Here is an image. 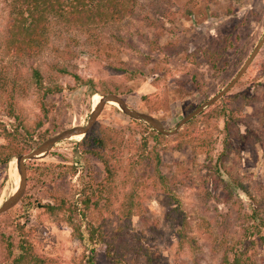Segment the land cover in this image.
<instances>
[{"label":"rangeland","instance_id":"1","mask_svg":"<svg viewBox=\"0 0 264 264\" xmlns=\"http://www.w3.org/2000/svg\"><path fill=\"white\" fill-rule=\"evenodd\" d=\"M131 7L97 24L52 17L40 50L17 56L7 47L11 0H0V69L16 89L12 98L0 89V146L9 131L23 150L0 163V206L19 188L16 157L86 126L96 94L120 95L172 131L262 44L232 88L173 135L107 102L91 129L117 133L122 168L111 192H96L90 204L79 191L106 184L104 163L81 142L91 129L27 159L24 194L0 215V231L20 222L47 264H85L90 249L78 232L91 223L106 236L95 264H264V0H136ZM12 104L18 115L9 113ZM224 109L233 112L228 124ZM132 191L137 210L119 222ZM49 203L70 204L75 223ZM4 256L0 244V262Z\"/></svg>","mask_w":264,"mask_h":264},{"label":"trees","instance_id":"2","mask_svg":"<svg viewBox=\"0 0 264 264\" xmlns=\"http://www.w3.org/2000/svg\"><path fill=\"white\" fill-rule=\"evenodd\" d=\"M91 1L93 4H91ZM135 2L136 0H11L14 14L11 16V33L7 43L8 50L17 56H30L38 52L40 50V45L43 43L41 37L49 31L50 25L52 24V17L56 20L83 21V23L92 22L97 24L100 20L101 22L109 20L105 17L111 13L112 16L115 17L131 11V5ZM33 73L35 79L40 81V71L35 68ZM8 79L9 76L6 70L3 68L0 69V89L4 95H10L12 98L16 89L13 85L11 89H9ZM227 110L228 109H224L221 111L226 121L232 118L233 113L229 112L227 114ZM9 113L11 115H18L13 104L12 107H10ZM228 123L229 121L227 124ZM4 136L8 139V144L6 143L0 146L1 164L8 163L15 153H23V150L19 148L15 133L6 131ZM120 141L121 139H118L117 133H114L110 128L103 125L94 126L84 136L81 142L86 146L85 153L96 156L105 165L106 184L103 185L102 183V188L98 190L94 187L81 189L79 192L80 195H82L81 199L83 201L90 204L91 198L96 192L98 195H103V190L111 192L110 187L111 185L113 187L115 183L117 168H122L120 158H117L115 155L119 149ZM110 146H113L115 149L111 156L106 152V149ZM111 162H113V164ZM245 190L248 192L247 188H245ZM135 196L136 191H132V193L125 196L127 200L122 204L123 206H121L117 214L119 222L131 219L135 214L137 210L136 205H134ZM46 205L49 211L53 213H55L57 209L62 208L70 212L68 213L67 219L70 223H75V215L70 204L66 205V207L65 205L58 207L56 204L50 203ZM86 209H89V207ZM91 209L92 208H90V210ZM262 222H264V220H262ZM13 228L14 230H10V232L0 231V244L5 252L4 259L0 264H47L45 257L40 256L33 248L29 236L24 230V226L21 225L20 222H17ZM103 230V226L98 227L95 223H91L88 228L85 230L81 228L78 232L80 240L83 241L88 250L90 249L89 253H85L84 256L85 264H95V247L98 244L104 243L106 237L105 234H103ZM119 261L120 260H118V262Z\"/></svg>","mask_w":264,"mask_h":264},{"label":"water","instance_id":"3","mask_svg":"<svg viewBox=\"0 0 264 264\" xmlns=\"http://www.w3.org/2000/svg\"><path fill=\"white\" fill-rule=\"evenodd\" d=\"M262 44V41L258 44V46L255 48L253 54L250 56V58L247 60L245 65L243 66L242 70L239 72V74L229 83V85L221 90L219 93H217L215 96H213L211 99H209L205 104L200 105L197 107L194 111L190 112L188 115H186L182 121L178 124V126L175 128V130H167L165 129V126L162 124V122L156 118L155 116L140 112L136 109L131 108L128 106L127 102L124 100V98L120 95L116 94H109L106 96H102L100 102H98L97 106L92 110L88 124L86 126H76L72 127L66 130H63L52 137L48 138L46 141H44L40 146H38L36 149H34L32 152L28 154H21L16 157L17 165H18V171L20 174V184L17 192L13 194L8 200H6L1 206H0V215L7 212L14 206H16L19 201L21 200L24 190L26 187V181H27V168H26V160L27 159H34L36 157H39V155L48 152L54 144L57 142L70 138L72 136L80 135V134H86L91 127L94 125L96 120L98 119L100 113L102 112L105 104L109 101H115L118 103L119 108L129 117L140 120L149 123L152 128L156 129L158 132H161L165 135H173L180 130V128L185 125L190 119L201 113L205 107L213 104L217 100H219L226 92H228L232 86L237 82V80L244 74L245 70L248 68L249 64L252 62V60L255 58L260 46Z\"/></svg>","mask_w":264,"mask_h":264},{"label":"bare ground","instance_id":"4","mask_svg":"<svg viewBox=\"0 0 264 264\" xmlns=\"http://www.w3.org/2000/svg\"><path fill=\"white\" fill-rule=\"evenodd\" d=\"M96 98V100H94V102H95V105L99 102V100L101 99V96L98 94H96L95 96H94V99ZM109 103H111V104H113V105H115V106H117V107H119V105H118V103L117 102H115V101H109ZM82 136H83V134H80V135H76V136H72V137H75V138H82ZM15 162V161H14ZM17 186H18V184H17ZM16 191H17V189H16ZM15 191V192H16Z\"/></svg>","mask_w":264,"mask_h":264}]
</instances>
